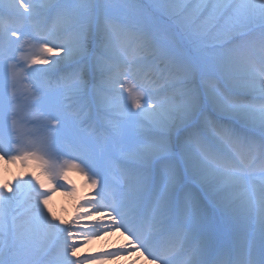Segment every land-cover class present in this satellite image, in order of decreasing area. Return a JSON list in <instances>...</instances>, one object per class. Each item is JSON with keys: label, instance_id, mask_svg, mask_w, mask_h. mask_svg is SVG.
<instances>
[{"label": "snow or ice", "instance_id": "1", "mask_svg": "<svg viewBox=\"0 0 264 264\" xmlns=\"http://www.w3.org/2000/svg\"><path fill=\"white\" fill-rule=\"evenodd\" d=\"M0 159V264H264V0H0Z\"/></svg>", "mask_w": 264, "mask_h": 264}, {"label": "bare ground", "instance_id": "2", "mask_svg": "<svg viewBox=\"0 0 264 264\" xmlns=\"http://www.w3.org/2000/svg\"><path fill=\"white\" fill-rule=\"evenodd\" d=\"M29 171H31V169L22 166L18 162H6V160L0 159V178L12 179L15 176H25L29 174ZM66 172L69 178L73 180L74 185H66V187L56 188L55 191L50 192L47 204L48 210H50L54 216H58L63 220H69L73 217L79 200L82 199L84 193L88 191L85 178L81 173L75 169H68ZM36 177H39L46 185L49 184L47 178H44L42 175L37 174ZM111 231L112 230L105 231L98 236L89 238L87 242L79 243L77 251L82 255H92L100 252H110L126 244L127 241L123 240L120 234L116 233L113 235ZM77 240L79 242L82 238L78 237ZM145 256H147L146 253ZM103 258L104 257L96 256L95 259L88 260L86 264H106L102 260ZM109 258L113 260V264H149V262L145 258H142L140 253L136 251H129L127 254L117 253Z\"/></svg>", "mask_w": 264, "mask_h": 264}, {"label": "rangeland", "instance_id": "3", "mask_svg": "<svg viewBox=\"0 0 264 264\" xmlns=\"http://www.w3.org/2000/svg\"><path fill=\"white\" fill-rule=\"evenodd\" d=\"M37 67H40V65H36ZM30 86V84H29V81L28 80H21L19 83H18V85H17V87L19 88V90L23 93V92H25L26 90H27V87H29ZM22 115H23V113H22ZM30 127V126H29ZM19 163V162H18ZM22 166H24V167H26V168H28V169H31V171H29V174L33 177V178H35L36 177V175L37 174H40V175H42L44 178H46V176L43 174V172L41 171V169L36 165V164H34V162H25V164L24 165H22ZM66 175H67V179H61L60 180V182H62L63 184H65V185H69V186H72V185H74V182H73V180L71 179V178H69V176H68V174H67V172H66ZM115 231H111V233L113 234V235H115V233H114ZM116 232H118V230L116 231ZM124 237H125V235H123ZM122 236V237H123ZM123 237V238H124ZM106 264H113V260L112 259H110L109 257H104L103 259H102ZM87 263V261H84L83 262V264H86Z\"/></svg>", "mask_w": 264, "mask_h": 264}]
</instances>
